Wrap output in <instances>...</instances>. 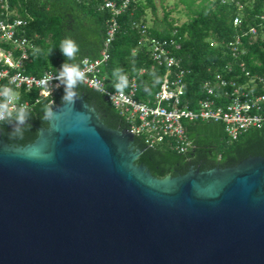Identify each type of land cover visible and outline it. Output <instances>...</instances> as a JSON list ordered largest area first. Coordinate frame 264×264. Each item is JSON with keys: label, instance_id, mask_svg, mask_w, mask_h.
<instances>
[{"label": "water", "instance_id": "1", "mask_svg": "<svg viewBox=\"0 0 264 264\" xmlns=\"http://www.w3.org/2000/svg\"><path fill=\"white\" fill-rule=\"evenodd\" d=\"M77 96L0 138V264H264V154L174 170Z\"/></svg>", "mask_w": 264, "mask_h": 264}, {"label": "trees", "instance_id": "2", "mask_svg": "<svg viewBox=\"0 0 264 264\" xmlns=\"http://www.w3.org/2000/svg\"><path fill=\"white\" fill-rule=\"evenodd\" d=\"M109 1L115 5L120 2ZM158 1L161 5L165 0ZM175 1L182 7L185 20L175 24L174 20L168 19L170 11L162 8L159 30L154 28V21L151 27L146 26L147 14L155 16L154 0H133L114 18L116 29L106 46L107 59L99 67V75L107 88H114L112 72L119 67L127 79L135 82V98L150 100L165 74V68L156 66L145 46L140 44L136 25L144 26L149 37L175 43L171 53L180 59V68L186 72L182 105L187 109H193L197 101L203 98L200 85L205 80H212L215 74L237 84H245L255 76L264 78V43L244 38V54L237 59L225 48L233 33L232 18L238 17L240 29L256 26L259 17L264 15V0H231L222 4L220 0ZM8 5L17 17L26 21L20 33L29 41L31 48L23 62V74L40 77L46 72L54 73L65 62L59 51L60 42L65 38H71L79 45L80 52L75 63L79 64L83 58H99L106 22L110 17L108 10L102 7V0H8ZM240 64L248 77L240 72ZM63 95V87L55 88L51 95L30 107L28 123L31 127L26 126L22 137L10 135V125L5 123L0 124V138L7 144L17 146L31 143L37 130L42 127L48 103L62 101ZM77 95H88L89 105L102 114L105 123H126L124 117L101 94L85 84L82 83L77 89ZM182 127L193 149L181 155L170 148L169 141H164L153 148H146L152 162L183 170L264 154V122L243 132L232 142L226 139L220 123L182 122Z\"/></svg>", "mask_w": 264, "mask_h": 264}, {"label": "built area", "instance_id": "3", "mask_svg": "<svg viewBox=\"0 0 264 264\" xmlns=\"http://www.w3.org/2000/svg\"><path fill=\"white\" fill-rule=\"evenodd\" d=\"M132 1L120 0L115 5L112 1L102 0V7L110 14L106 22L103 48L99 58H83L79 65L87 76L83 84L101 94L124 117L127 125L142 138L146 148L169 141L170 148L178 154L183 155L192 150V143L184 136L182 122L220 123L229 142L264 122V78L258 76L249 78L245 84H237L227 82L219 74H215L212 80L201 83L203 98L197 101L196 106L193 109L185 108L182 98L183 77L186 72L180 68V59L171 53L175 43L149 37L146 28L141 25L135 26L140 35V44L145 46L150 60L156 66L165 68L157 91L150 100H138L135 98L136 86L133 79H128L129 84L123 95L118 94L114 88H107L103 77L99 75V67L107 59L106 46L116 29L114 18ZM229 1L231 0H220V3ZM25 23L24 19L17 17L9 8L8 0H0V87H11L17 93L13 107L25 104L30 109L41 98L49 96L38 81L45 74L55 72H46L40 77L23 74V62L31 48L29 41L20 33ZM239 23L238 17L234 16L231 20L233 33L225 44V48L235 59L244 54V38L264 43V15L259 17L256 26L240 29ZM240 68L243 76L248 77L241 64ZM227 72L230 70L227 69ZM32 92L36 95L31 96ZM50 105L51 102L48 103Z\"/></svg>", "mask_w": 264, "mask_h": 264}, {"label": "clouds", "instance_id": "4", "mask_svg": "<svg viewBox=\"0 0 264 264\" xmlns=\"http://www.w3.org/2000/svg\"><path fill=\"white\" fill-rule=\"evenodd\" d=\"M59 51L65 58V62L61 64L60 69L55 74H45L38 83L49 95L55 88L63 87L62 103L68 100L73 104L78 99L77 89L87 79L80 65L75 63L80 48L75 40L65 38L60 42ZM112 77L115 91L123 95L129 84L127 75L123 69L117 67L113 70ZM53 81L57 83L54 84ZM16 95L17 93L11 87H0V124L6 123L11 126L10 135L22 137L26 126L28 128L31 127L28 123L31 118V112L25 104L12 106ZM46 116H53L51 109L46 110Z\"/></svg>", "mask_w": 264, "mask_h": 264}, {"label": "rangeland", "instance_id": "5", "mask_svg": "<svg viewBox=\"0 0 264 264\" xmlns=\"http://www.w3.org/2000/svg\"><path fill=\"white\" fill-rule=\"evenodd\" d=\"M154 3L156 7V13H155L156 19H160L162 15V8H164L167 9V11H171L168 19L174 20L176 24L182 23L185 20V17L181 12L182 7L180 5H177L175 0H165L161 5L159 4L158 0H154ZM151 19L152 16L149 15V21H152Z\"/></svg>", "mask_w": 264, "mask_h": 264}, {"label": "crops", "instance_id": "6", "mask_svg": "<svg viewBox=\"0 0 264 264\" xmlns=\"http://www.w3.org/2000/svg\"><path fill=\"white\" fill-rule=\"evenodd\" d=\"M155 9H156V7H155ZM164 11H167V9H164ZM171 12V11H170ZM155 13H156V11H155ZM170 15V14H169ZM162 16V15H161ZM155 18V19H154ZM161 18V17H160ZM146 20H147V23H146V26L147 27H151L152 25H153V21H154V23H155V29H157V30H159L160 29V23L158 22L160 19H156V16H154V17H152V21H149V14H147V18H146ZM176 24V23H175Z\"/></svg>", "mask_w": 264, "mask_h": 264}, {"label": "flooded vegetation", "instance_id": "7", "mask_svg": "<svg viewBox=\"0 0 264 264\" xmlns=\"http://www.w3.org/2000/svg\"><path fill=\"white\" fill-rule=\"evenodd\" d=\"M9 128L11 129V126H9Z\"/></svg>", "mask_w": 264, "mask_h": 264}]
</instances>
